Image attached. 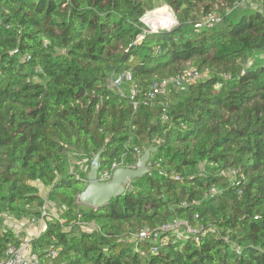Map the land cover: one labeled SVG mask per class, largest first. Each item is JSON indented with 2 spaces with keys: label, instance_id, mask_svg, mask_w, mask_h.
Here are the masks:
<instances>
[{
  "label": "trees",
  "instance_id": "1",
  "mask_svg": "<svg viewBox=\"0 0 264 264\" xmlns=\"http://www.w3.org/2000/svg\"><path fill=\"white\" fill-rule=\"evenodd\" d=\"M243 1L0 0V213L63 208L31 239L41 259L54 249L53 264H264V3ZM158 4L175 28L148 29ZM209 13L220 21L205 25ZM189 68L203 77L140 102ZM125 71L123 94L110 81ZM151 147L152 173L102 206L79 202L88 176L70 168L71 148L99 154L100 176ZM174 218L200 233L170 232L157 252L134 238ZM20 242L0 227V262Z\"/></svg>",
  "mask_w": 264,
  "mask_h": 264
},
{
  "label": "built area",
  "instance_id": "2",
  "mask_svg": "<svg viewBox=\"0 0 264 264\" xmlns=\"http://www.w3.org/2000/svg\"><path fill=\"white\" fill-rule=\"evenodd\" d=\"M260 3H264V0H258ZM143 21L146 23L148 29L152 31H158L157 28H152L149 21L146 18H143ZM220 21V17L214 13H209L205 19L204 24L207 26H212ZM147 29L144 31L143 35L146 34ZM203 77V73L195 68H189L182 73H178L175 76L169 78H160L155 81L145 98L141 99V103L150 106L153 105L159 100L162 95L166 93V91H171L172 89H178L179 91H184L188 85L197 80L198 78ZM132 80V74L130 71H125L110 81V85L113 88H116L121 93L124 94L126 83ZM128 94L132 98H134L138 93L139 89L136 87H131L127 91ZM165 96V95H164ZM138 102L134 103V107L137 108ZM163 105V103L161 104ZM165 105H168L165 103ZM164 111H166L164 109ZM164 119H168V115H164ZM138 161L144 155L145 151L138 150ZM153 162H148V166L146 167V171L152 173L151 169H155V167L159 166V162L157 164ZM152 164V165H151ZM151 165V166H150ZM123 166L122 163H114L110 170H106L99 176L101 182H109L113 178L114 172ZM154 166V167H153ZM135 167V165L130 166ZM152 167V168H151ZM215 190V189H213ZM199 215L196 214L195 219H198ZM94 225V223H82V225L86 227H90V225ZM201 228L199 226H194L188 220H183L180 218H174L169 222H165L156 227H147L140 231H138L135 235V239L140 240H149L152 243V250L154 252L159 251L160 247L163 246L168 240V233L174 232L177 234L179 238H185L188 236H197L200 233ZM198 239V237H197ZM57 254V251L54 249H50L45 259H41L40 256L33 251L31 239H25L20 243H11L7 246L5 251V257L0 262V264H53V260Z\"/></svg>",
  "mask_w": 264,
  "mask_h": 264
},
{
  "label": "rangeland",
  "instance_id": "3",
  "mask_svg": "<svg viewBox=\"0 0 264 264\" xmlns=\"http://www.w3.org/2000/svg\"><path fill=\"white\" fill-rule=\"evenodd\" d=\"M261 6H262V4L258 0H245V1H243L242 3H240L237 6V9H248V8H252V7L255 8V7H261ZM165 8H168L169 14H170L169 18H170V20L172 19V22L168 23V21H167L164 24H161V23L158 22L159 19L157 18V16L149 15L150 12H147V14L143 18H146L149 21V23H150L152 28H157V29H162V30H171V29L175 28L178 25V21H177L176 16L173 13V10L169 6H167L165 4L164 5L158 4L156 9L157 10H164ZM156 9H154V10H156ZM231 10H233V9H229L228 12H230ZM126 88L127 87H125V90H126ZM170 93H171V91H166V93L164 95L165 96L167 95L169 97ZM164 95H162V97ZM69 161H70V168L72 170L75 169V170L79 171L80 173L86 174L89 177L90 172H91V168H92V164L94 162L93 158H88V156L87 157L86 156L83 157V155L78 150H76L75 148H71V151L69 153ZM139 161H138V163H139ZM153 161H154V153L151 151L150 154H149V158H148V160L145 163L146 167H149L148 166V162L150 163V162H153ZM77 162H79V164ZM138 163L135 165V167H130V166H125L124 165V166H121L119 168L137 169L138 168V166H137ZM154 170L155 169H151L152 172ZM134 182H135V179H129L123 184V186L125 188H128L130 186H133L135 184ZM47 192H48L47 189H43L44 195H46ZM84 205L81 206L82 209H86L87 208ZM62 209L63 208L60 207L56 202L51 201V202H49L47 204V207L44 209L46 213H45V215L43 217L41 215H40L41 216L40 217V216H35L33 214H29V215L24 216V217H13V218L8 219V223L7 224L10 227H14V225L16 223L21 224L22 222L27 221V219L28 220H32L33 219V220H36V221H34V224H39L37 222H39V220H40V221H42V225L45 226L46 219L47 218L48 219H55L56 217H58L60 215V213L62 212ZM54 214H56V217H54ZM29 217H30V219H29ZM89 225L91 226V224H89Z\"/></svg>",
  "mask_w": 264,
  "mask_h": 264
},
{
  "label": "water",
  "instance_id": "4",
  "mask_svg": "<svg viewBox=\"0 0 264 264\" xmlns=\"http://www.w3.org/2000/svg\"><path fill=\"white\" fill-rule=\"evenodd\" d=\"M155 148H148L144 155L141 157L137 169L119 168L109 182H101L99 179V154L94 158L91 172L88 177L87 188L80 194L79 202L92 207H99L107 203L111 198L120 197L125 187L123 184L129 180L141 177L146 174V161L149 158L151 151Z\"/></svg>",
  "mask_w": 264,
  "mask_h": 264
},
{
  "label": "crops",
  "instance_id": "5",
  "mask_svg": "<svg viewBox=\"0 0 264 264\" xmlns=\"http://www.w3.org/2000/svg\"><path fill=\"white\" fill-rule=\"evenodd\" d=\"M79 164V162H77ZM56 216V214H54ZM15 216L8 215L6 213H0V227L1 228H9L12 229L18 236L19 239L22 241L24 239H33L46 229L45 226L42 225V221L39 220V224H34V221L36 220H28L25 222H22L21 224L16 223L14 227H10L8 223V219L13 218ZM30 219V217H29Z\"/></svg>",
  "mask_w": 264,
  "mask_h": 264
},
{
  "label": "bare ground",
  "instance_id": "6",
  "mask_svg": "<svg viewBox=\"0 0 264 264\" xmlns=\"http://www.w3.org/2000/svg\"><path fill=\"white\" fill-rule=\"evenodd\" d=\"M149 15L157 16V18L159 19L158 22L161 24H164L167 21H168V23L172 22V19L170 20V18H169L170 14H169L168 8H165L164 10H157L156 9V10L150 11Z\"/></svg>",
  "mask_w": 264,
  "mask_h": 264
}]
</instances>
